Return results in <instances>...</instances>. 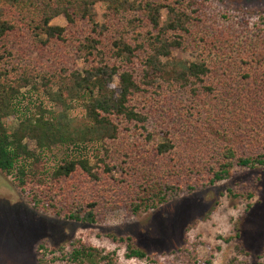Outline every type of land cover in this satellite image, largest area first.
<instances>
[{
	"label": "trees",
	"instance_id": "16d2710c",
	"mask_svg": "<svg viewBox=\"0 0 264 264\" xmlns=\"http://www.w3.org/2000/svg\"><path fill=\"white\" fill-rule=\"evenodd\" d=\"M2 1L9 5L0 12V171L14 176L33 209L92 224L112 208L146 212L228 180L234 168L264 166V18L248 39L214 27V0ZM97 3L112 12L102 25L94 20ZM60 15L67 25H52ZM8 36L18 50L5 46ZM188 48L199 61L170 60ZM18 59L34 66L26 71ZM27 86H41L59 104L87 92L92 127L81 134L100 141L93 165L83 157L46 165V152L71 138L62 120L27 117L14 132L6 129V101ZM245 136L260 142L242 144ZM105 237L123 245L128 259L162 264L132 236ZM77 243L68 253L51 247L38 264H118L114 251ZM236 251L249 256L240 242ZM176 252L180 264H212L187 243ZM243 263L234 257L227 264Z\"/></svg>",
	"mask_w": 264,
	"mask_h": 264
},
{
	"label": "rangeland",
	"instance_id": "374dc122",
	"mask_svg": "<svg viewBox=\"0 0 264 264\" xmlns=\"http://www.w3.org/2000/svg\"><path fill=\"white\" fill-rule=\"evenodd\" d=\"M212 4L214 27H227L232 35H244L248 39H253L257 26L262 27L264 0H214ZM8 5L1 0L0 12ZM92 10L94 20L100 25L108 20V15H112L103 3H97ZM166 19V10L162 9V24ZM51 24L64 27L67 20L60 15ZM207 35L211 37L215 33ZM12 38L8 36L3 43L16 51L18 44ZM37 50L39 48L33 47L32 61L40 60V50ZM50 51L52 53L54 49ZM172 56L170 60L174 63L199 61L190 48L175 51ZM18 62L26 71L34 66L24 60L18 59ZM117 85L115 78L113 86ZM87 101V92H81L77 99H66L59 104L47 96L41 86L35 89L27 86L20 90L17 97L7 99L4 125L9 132H14L27 117L32 122L42 123L62 120L71 138L46 152V165L52 168L63 161L82 157L88 158L93 165L100 141L88 140L81 134L92 127L83 110ZM182 113L184 115L185 111L182 110ZM212 119L209 118V121L213 122ZM156 138L162 140L160 136ZM259 140L245 136L242 137V144H257ZM24 143L30 151L37 152L34 141L25 139ZM107 233L132 236L143 251L157 254L162 264L184 262L176 251L186 243L194 247L200 257H211L212 264H227L234 257L243 264H264V166L234 168L230 179L169 198L146 212L133 214L124 208H112L102 220L92 224L63 220L33 209L25 196L19 193L14 176L0 171V264H38V258L46 260L51 257V247L62 248L68 253L72 243L78 244V241L95 246L103 253L114 251L118 264H150L146 260L126 258L125 247L112 243L105 237ZM237 233H240V239ZM239 242L249 256L238 254ZM42 243L47 248L39 250Z\"/></svg>",
	"mask_w": 264,
	"mask_h": 264
}]
</instances>
